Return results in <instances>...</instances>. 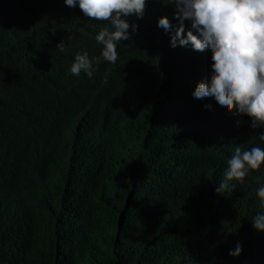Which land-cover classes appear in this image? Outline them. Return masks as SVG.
<instances>
[{"label": "trees", "instance_id": "trees-1", "mask_svg": "<svg viewBox=\"0 0 264 264\" xmlns=\"http://www.w3.org/2000/svg\"><path fill=\"white\" fill-rule=\"evenodd\" d=\"M165 3L130 16L116 64L88 78L68 69L100 55L106 22L63 0H0V264H264L251 224L264 165L216 191L264 129L192 97L211 53L170 47Z\"/></svg>", "mask_w": 264, "mask_h": 264}, {"label": "clouds", "instance_id": "clouds-1", "mask_svg": "<svg viewBox=\"0 0 264 264\" xmlns=\"http://www.w3.org/2000/svg\"><path fill=\"white\" fill-rule=\"evenodd\" d=\"M149 0H63L69 8L76 7L84 17L106 22L95 34V42L101 46L100 55L90 58L87 52L74 55L68 69L72 76L83 73L91 78L94 65L101 61L115 65L117 47L130 39L138 29L128 18L142 19ZM173 6L172 23L168 17L157 19V27L169 36V45L194 51L209 50L211 65L209 75L198 82L192 97L211 101L222 113L246 116L252 129H264V0H167ZM189 29H185V21ZM56 50L63 53L64 43ZM207 107V103L204 105ZM264 142V131L259 135ZM224 181L219 190H232L236 181L243 183L250 171L264 165V148L253 146L243 150L234 147L226 160ZM256 196L264 206V183L256 189ZM256 232L264 233V212L252 217ZM241 245L237 243L229 255L238 257Z\"/></svg>", "mask_w": 264, "mask_h": 264}]
</instances>
